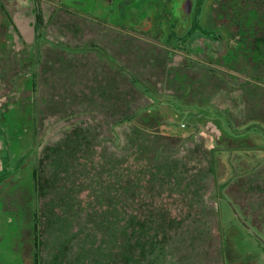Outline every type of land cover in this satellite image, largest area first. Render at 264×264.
I'll use <instances>...</instances> for the list:
<instances>
[{"label":"rangeland","instance_id":"374dc122","mask_svg":"<svg viewBox=\"0 0 264 264\" xmlns=\"http://www.w3.org/2000/svg\"><path fill=\"white\" fill-rule=\"evenodd\" d=\"M132 1L134 8L129 10L128 18L119 21L116 15L119 4L107 6L109 0H0V39H6L16 52H21L24 43L30 45L36 41V12L43 21L44 57L58 52L68 58L67 52H78L72 61L77 76L71 78L75 81L73 88L59 84L63 80L59 81L56 72H41L37 100L42 104L43 116L36 135L37 142L41 143L39 153L33 147L35 135L30 127L19 140L13 139L11 145L7 132L0 133V264H32L31 223L24 217L23 204L32 187L31 164L35 153L40 161L39 179L46 192V144L61 142L72 129L90 128L103 137L110 133L98 116L61 117L63 113L78 112L84 105L92 104L89 90L97 86L100 78H96L95 71L104 64L102 56L89 46L95 44L102 52H115L118 45L113 40L119 32L116 25L150 41L160 40L162 31L166 30L165 0ZM215 1H203L199 16L201 26L205 25ZM149 18L153 20L155 31L141 33L134 29L141 21L144 29L149 30ZM192 25L190 21L189 29ZM198 42L202 43L203 39ZM56 43L67 45L69 50L65 53L54 48ZM217 45L220 47L214 54L224 53L226 42ZM184 56L178 54L176 62L182 61ZM135 70L148 75L143 67ZM61 75L67 76L64 72ZM70 88L76 100L67 101L71 105H67L69 111L59 113L60 108L67 109L63 102L68 96L55 100V106L46 104L51 95H68ZM118 88L120 92L126 90L122 84ZM9 91V87L0 91V104L10 99ZM94 105L96 111L103 110L100 102ZM219 105L223 108L235 104L226 99ZM13 109V120H23L24 114L18 105H13ZM236 111L239 115V110ZM117 113L114 111L112 118L118 117ZM244 120L235 122L240 133L237 138L224 132L222 123L212 119L200 127L190 126L189 129L182 123L174 129L161 130L167 135L176 134L182 145L176 155L168 158L163 171L166 175L161 180L162 173L156 177L158 181L145 183L136 192L130 191L122 213L123 220L129 219L127 232H113L99 226L101 211L99 205H95L94 195L90 198H86V193L79 195L76 200H70V207L61 204V210L56 208L61 202L55 200L56 205H46L49 201L43 196L39 214L40 264H264V251L258 241L264 239V121L242 125ZM122 130L134 153L130 156L131 162L137 163V148L144 145L145 138L140 139L128 126ZM215 148L220 149L216 160L212 154ZM211 159L217 164L216 168ZM135 166L132 168L138 173L139 168ZM107 178L106 174L99 175L91 184L97 196L105 192L99 203L113 198ZM220 186H225V197L221 200L215 194ZM48 207H52L51 212ZM52 210L62 214L61 220L53 221Z\"/></svg>","mask_w":264,"mask_h":264},{"label":"trees","instance_id":"16d2710c","mask_svg":"<svg viewBox=\"0 0 264 264\" xmlns=\"http://www.w3.org/2000/svg\"><path fill=\"white\" fill-rule=\"evenodd\" d=\"M203 1L197 0L191 21L193 25L182 34L171 24L159 32L160 40H144L136 36L138 34L121 31L116 32L113 40L118 45L115 52H102L95 44L89 46L102 56L100 59L104 64L95 71L96 78L100 79L97 86L89 90L92 94L90 102H100L103 110L98 112L94 104H86L82 110L63 113L61 117L98 116L110 133L103 137L90 128L72 129L61 142L46 144V192L39 179L40 161L35 153L31 164L32 187L27 191L23 204L24 217L31 223L32 264H40L39 214L43 196L46 195L49 201L46 200V205H56L55 200L61 202L56 207L61 210V204L70 207V200H76L79 195L86 193V198L94 195L95 205H99L101 211L99 226L113 232H127L129 219L123 220L122 213L128 204L130 191L136 192L145 183L158 181L156 177L162 173L161 180L166 175L163 171L168 158L180 151L181 138L172 133L164 134L161 130H171L182 123L189 129L190 126L200 127L212 119L222 123L224 132L237 138L240 136L235 123L237 120L242 122L244 118L242 125L264 121V0H216L205 25L201 26L199 16ZM116 15L119 21L128 18L127 12ZM42 28L41 15L36 12V41L30 45L24 43L21 52H16L6 39H0V91L6 87L10 89L7 93L10 99L4 105L0 104V133L7 132L11 145L13 139L19 140L30 127L35 135L33 147L37 153L41 144L36 140L37 125L43 116L42 104L37 100L41 72L52 70L59 81L63 80L59 84L73 88L75 81L71 78L76 73L72 61L78 55L73 50L67 52V45L56 43L54 48L67 52L68 58L58 52H50L44 57ZM15 31L18 32L17 29ZM201 39L203 42L199 43ZM223 41L226 42L224 53L214 54L220 47L217 43ZM182 53L185 54L184 59L176 62L177 55ZM136 67H143L148 75L139 74ZM62 72L67 76H62ZM119 84L126 88L125 92H120ZM18 92L22 96L17 95ZM67 93L51 95L46 104L55 106V100L68 96L69 99L63 102L66 108L70 105L67 101L72 103L76 100L74 90L70 88ZM226 99L235 105L220 107L219 103L226 102ZM13 105H18L24 114L23 120H13ZM62 109L59 113L69 111L68 107ZM235 110H239V115ZM114 111H118L116 118H112ZM126 126L140 139L145 138L144 145L137 148V163L131 162L130 156L134 153L129 149L128 137L125 138L122 130ZM219 151L215 148L212 152L214 160ZM211 160L216 168L217 164ZM134 166L139 168L138 173L132 168ZM103 174L112 187L109 192L113 198L107 203L106 199L99 203L105 192L97 196V190L91 186L95 178ZM224 188H217L215 194L219 200L225 197ZM48 208L51 212L52 207ZM52 213L53 221L61 220L59 211L57 214L52 210ZM258 241L264 251V239Z\"/></svg>","mask_w":264,"mask_h":264},{"label":"flooded vegetation","instance_id":"af4514ba","mask_svg":"<svg viewBox=\"0 0 264 264\" xmlns=\"http://www.w3.org/2000/svg\"><path fill=\"white\" fill-rule=\"evenodd\" d=\"M166 7L163 9V19L165 20V24L168 29L171 24L175 25V29L178 30L181 34L186 32L189 26L190 21H192V15L195 10L196 1L194 0H165ZM134 1L132 0H109L107 6H114L119 4L118 12H129V10H133ZM157 4L155 5V7ZM86 16V15H85ZM151 21V28L149 30L144 29V24L140 23L135 25L134 29H139L141 32L149 33L155 31L154 23L152 18H149ZM141 26V27H139ZM119 32L129 33L125 27L114 26ZM139 27V28H138ZM114 28V29H115ZM123 28V29H122ZM125 29V30H124ZM164 31V30H163ZM131 33V32H130Z\"/></svg>","mask_w":264,"mask_h":264}]
</instances>
